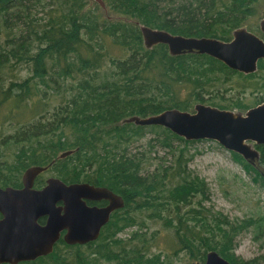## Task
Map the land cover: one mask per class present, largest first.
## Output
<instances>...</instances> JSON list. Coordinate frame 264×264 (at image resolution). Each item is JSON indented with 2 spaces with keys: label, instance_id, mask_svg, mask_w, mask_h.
Segmentation results:
<instances>
[{
  "label": "trees",
  "instance_id": "1",
  "mask_svg": "<svg viewBox=\"0 0 264 264\" xmlns=\"http://www.w3.org/2000/svg\"><path fill=\"white\" fill-rule=\"evenodd\" d=\"M105 2L104 9L93 0H0V187H22L25 170L39 165L46 170L37 188L56 176L106 186L125 202L97 240L62 238L51 254L21 264H170L163 250L152 252L149 221L171 229L172 255L204 263L215 250L251 264L236 255L237 240L250 228L264 235L262 207L241 220L209 209V184L189 167L187 147L199 140L128 119L193 112L200 103L245 113L263 103L264 59L247 74L198 51L174 55L164 43L147 47L141 26L224 41L238 28L264 36V0ZM257 149L253 162L230 153L264 189V145ZM134 226L127 240L119 237Z\"/></svg>",
  "mask_w": 264,
  "mask_h": 264
},
{
  "label": "water",
  "instance_id": "2",
  "mask_svg": "<svg viewBox=\"0 0 264 264\" xmlns=\"http://www.w3.org/2000/svg\"><path fill=\"white\" fill-rule=\"evenodd\" d=\"M93 1L106 8L105 0ZM261 29L264 32V19ZM141 30L147 47L164 43L174 55L198 51L247 74L255 72L259 60L264 59V39L246 28L235 30L229 41L185 37L144 25ZM128 121L163 126L188 140H214L252 162L260 156L256 146L264 145V102L245 113L200 103L193 112L169 109L144 118L133 116ZM45 170L43 166H30L23 173L22 187H0V264H19L51 254L63 232L70 245L95 241L112 212L124 207L121 195L89 182L66 183L52 176L43 187H35L37 176ZM101 199L110 204L96 207L87 203ZM204 264L233 263L210 250Z\"/></svg>",
  "mask_w": 264,
  "mask_h": 264
},
{
  "label": "rangeland",
  "instance_id": "3",
  "mask_svg": "<svg viewBox=\"0 0 264 264\" xmlns=\"http://www.w3.org/2000/svg\"><path fill=\"white\" fill-rule=\"evenodd\" d=\"M244 95L247 101L254 97L250 91ZM153 135L150 134L137 145H142ZM187 151L193 155L189 162L190 169L209 184L211 193L210 198L204 202L206 207L221 212L232 220L250 218L258 213L260 206L264 212V189L252 182L250 175L233 160L230 151L217 141L210 139L199 140L187 147ZM164 154V151L160 152V155ZM51 173L46 172L45 175L49 176ZM138 228V226L126 228L119 234V237L127 240L130 234ZM148 233L149 242L154 243L152 252L158 253L163 250V257L170 264L195 262L185 252H180L176 256L171 254L175 250L173 233L162 221H149ZM152 234L155 236L157 234L154 241L151 238ZM237 241L235 253L238 257L251 260V264H264V235L257 236L255 229L250 228L242 232ZM167 253H170L169 257Z\"/></svg>",
  "mask_w": 264,
  "mask_h": 264
},
{
  "label": "flooded vegetation",
  "instance_id": "4",
  "mask_svg": "<svg viewBox=\"0 0 264 264\" xmlns=\"http://www.w3.org/2000/svg\"><path fill=\"white\" fill-rule=\"evenodd\" d=\"M264 19V18H263ZM262 19V20H263ZM262 22V21H261ZM261 22H260V30L262 31V29H261ZM252 32V31H251ZM254 33V32H253ZM262 33L264 34V32L262 31ZM257 35H259V34H257ZM260 37H262L263 39H264V36L263 35H259ZM257 69H258V67H257ZM256 148H257V146H256ZM95 185V184H94ZM96 186H100V185H96ZM104 187H106V186H104ZM112 190V189H111ZM116 193V192H115ZM118 194V193H117ZM124 199V198H123ZM87 203L90 205V206H96V207H106V206H108L109 204H110V202H109V200H106V199H101V200H87ZM125 203V202H124ZM125 205V204H124ZM123 208V207H122ZM120 209V208H119ZM119 209H117V210H119ZM116 210H114L113 212H112V214L115 212ZM111 214V215H112ZM111 218V217H110ZM64 234H65V232H63L62 233V237H61V239L63 238V236H64ZM60 239V240H61ZM64 239V238H63ZM90 243V242H89ZM84 245V244H83ZM27 262H29V261H27ZM22 263V262H21ZM21 263H19V264H21ZM201 264H204V263H201Z\"/></svg>",
  "mask_w": 264,
  "mask_h": 264
}]
</instances>
